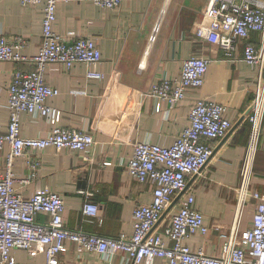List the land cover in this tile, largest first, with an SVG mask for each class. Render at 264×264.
Returning a JSON list of instances; mask_svg holds the SVG:
<instances>
[{
    "label": "crops",
    "instance_id": "1",
    "mask_svg": "<svg viewBox=\"0 0 264 264\" xmlns=\"http://www.w3.org/2000/svg\"><path fill=\"white\" fill-rule=\"evenodd\" d=\"M209 0H122L113 9H101L91 0H58L53 29L68 41L92 38L100 52L97 65L102 80L84 77L86 66L73 64L69 70L58 63L46 65L44 80L58 94L48 104L61 112L59 124L69 130H83L94 144L86 151L56 150L46 147L29 152L13 163L17 179L30 173L28 159H38L37 176L17 190L29 197L37 189H48L64 202V225L105 237L132 232V211L149 203L152 185L137 182L127 173L126 162L135 142L148 141L171 146L188 123L191 105L197 98L226 107L225 117L232 123L224 138L210 141L212 154L198 175L188 179V190L195 198L209 228L205 236H191V249L203 248L208 255L219 254L220 234L226 233L234 218L239 172L249 142L248 108L254 97L258 67L242 59L244 41L238 42L235 59L223 57L222 50L206 40L197 39L196 29L207 24L203 12ZM42 5L22 6L18 0H0V35L22 36L27 41L25 55L37 54L41 44ZM150 34L155 39L149 42ZM248 40L258 44L260 36ZM190 56L210 59L204 83L189 89L173 107L149 96L152 83L161 77L174 78L182 62ZM30 63L0 61V131L8 123L7 86L16 70L29 71ZM51 126L41 117L21 115L23 137H43ZM8 147L0 151V171ZM251 188L264 194V117L254 151ZM98 206L97 217H85L82 206ZM177 202V201H176ZM178 203V202H177ZM253 207V202H252ZM251 210L242 215L241 227L250 224ZM38 214L36 220L45 222ZM59 254L58 264H130L125 255L111 258L83 251L70 241ZM11 254L18 264H44L43 252L34 255L22 249ZM155 260L153 264H159Z\"/></svg>",
    "mask_w": 264,
    "mask_h": 264
},
{
    "label": "built area",
    "instance_id": "2",
    "mask_svg": "<svg viewBox=\"0 0 264 264\" xmlns=\"http://www.w3.org/2000/svg\"><path fill=\"white\" fill-rule=\"evenodd\" d=\"M18 1L22 6L42 5V39L37 54L29 57L24 53L25 38L0 35V61L34 65L29 71H14L7 86L8 123L6 130L0 131V151L8 147L0 171V264H18L11 254L13 249L25 250L30 255L43 252L44 264H58L59 254L66 250L65 241L72 242L79 250L97 252L108 258L120 252L130 264H153L155 260L159 264H264V194L251 188L254 151L264 117V0H209L203 12L208 22L195 32L197 39L217 45L228 60L235 59L238 42L243 40L242 59L258 67L248 114L249 142L239 172L234 218L228 231L220 234L217 255H208L201 247L191 249L187 243L191 236H205L209 232L203 213L194 206L193 193L186 189L188 179L198 175L209 160L212 154L209 142L224 138L233 126L225 117L226 107L214 101L195 100L188 123L171 146L135 142L126 162L127 173L137 182L151 184L152 190L149 203L134 207L129 235L105 237L70 230L64 225V202L59 194L37 189L24 197L17 190L16 182L25 185L37 176L40 162L28 159L30 173L17 179L13 172L15 159L46 147L86 151L94 144L91 134L59 124L60 110L48 104V99L57 95L58 90L44 80L46 65L58 63L69 70L73 64L82 63L86 66L85 78L103 79L97 69L101 59L95 41L89 37L68 41L53 29L58 0ZM91 1L106 10L122 2ZM251 33L259 34L258 44L248 40ZM154 39V34H150L149 42ZM209 63L210 59L205 56L184 59L179 75L159 78L151 84L149 96L173 107L185 97L187 90L203 85ZM23 113L43 118L51 126L49 133L43 137H23L20 133ZM181 192L178 203L164 214ZM250 210V224L242 228V215ZM97 213L96 204H83V216L93 218ZM38 214L45 215L46 221L38 222Z\"/></svg>",
    "mask_w": 264,
    "mask_h": 264
},
{
    "label": "water",
    "instance_id": "3",
    "mask_svg": "<svg viewBox=\"0 0 264 264\" xmlns=\"http://www.w3.org/2000/svg\"><path fill=\"white\" fill-rule=\"evenodd\" d=\"M252 107V106H251ZM250 110V107L248 108V110H247V112ZM231 131V130H230ZM229 131V132H230ZM228 132V133H229ZM228 135V134H227ZM188 186H189V182L187 183V185H186V189L188 188ZM185 189V190H186ZM183 192H181V193H179L178 195H177V197L176 198H174V200L171 202V204L168 206V208L166 209V211H165V213L164 214H166L174 205H175V203H176V201L178 200V198H179V196L182 194ZM163 214V215H164Z\"/></svg>",
    "mask_w": 264,
    "mask_h": 264
}]
</instances>
